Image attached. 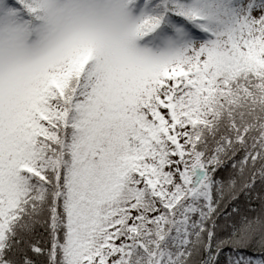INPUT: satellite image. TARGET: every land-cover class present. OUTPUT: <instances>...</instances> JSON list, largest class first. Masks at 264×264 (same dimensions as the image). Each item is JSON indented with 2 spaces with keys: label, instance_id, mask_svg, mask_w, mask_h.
I'll return each mask as SVG.
<instances>
[{
  "label": "snow or ice",
  "instance_id": "1",
  "mask_svg": "<svg viewBox=\"0 0 264 264\" xmlns=\"http://www.w3.org/2000/svg\"><path fill=\"white\" fill-rule=\"evenodd\" d=\"M0 264H264V0H0Z\"/></svg>",
  "mask_w": 264,
  "mask_h": 264
}]
</instances>
